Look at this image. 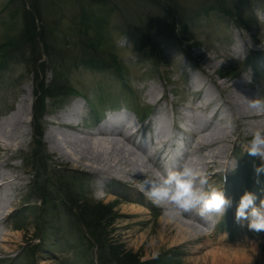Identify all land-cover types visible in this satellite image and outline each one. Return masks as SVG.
<instances>
[{"label":"rangeland","instance_id":"1","mask_svg":"<svg viewBox=\"0 0 264 264\" xmlns=\"http://www.w3.org/2000/svg\"><path fill=\"white\" fill-rule=\"evenodd\" d=\"M23 1L28 7V0ZM160 1L164 8L175 3L179 9L185 10L189 28L187 36L178 33L167 37L153 32L151 28L163 10L162 5L155 6L151 0H108L106 4L88 0H40L45 41L52 46L48 52L44 50V44L39 48L41 60L45 61V79H51L54 64L64 71L78 93L43 101L45 112L39 120L42 137L37 139L31 125L34 75L30 71L34 67L30 48L24 47L26 52L10 49L9 56H5L7 50L3 46L4 42H16L23 29L22 0H0V63H5L0 66V176L11 179L12 186L0 191L7 200L4 210L0 211L5 217L0 225V264H99V261L93 262L95 257L98 258V251L91 244L76 211L58 192L56 181L59 180L74 184L75 193L91 212V207L98 202L109 205L113 216L103 244L120 245L123 250L137 255L139 263L162 257L163 262L156 264H211V251L216 249L226 251L223 255H227L230 261L223 264H235L233 260L240 253L229 249L239 248L232 243L255 242L257 250L250 251L247 247L241 255L243 261L239 263L264 264L263 231H252L247 226L248 221L241 224L235 219L237 205L246 191L256 195L257 206L264 200V172L257 176L255 167H259L261 161L243 148L251 137V131L244 126L239 129L232 120L234 126L228 129L226 122L214 119L210 126L225 129L226 142L221 148L199 149L200 152L192 156L198 165L201 163V169L204 167L202 170L208 174L210 182L222 187L232 204L228 213L219 217L215 225L211 224L209 236H200L193 243L186 244L175 240L174 224H185L188 220L181 214L151 207L143 200L148 201L141 185L144 177L149 175L134 173L136 168L142 173L148 169L144 157L136 166L128 164L127 153L119 151L118 147L113 150V145H108L103 150L105 158L102 156L99 164L81 160L79 147L67 143L63 145L64 155L53 151L46 139L50 119L65 111L72 102L81 101L82 116L77 121H81L87 131L94 129L92 124L104 111L124 105L132 110L150 109L147 120L140 122L142 130L152 125V113L157 112V116L167 114L164 116L169 122L168 131L160 133L156 130L161 143L177 142L181 135L192 142V130L203 128L202 119L206 115L205 111L196 108L204 100H200V93L194 90L193 80L202 79L203 84L211 85L210 78L216 85L211 87L216 90L215 94L223 97L229 89L226 91L223 86H217L219 82L226 85L241 78L245 82L243 89L255 96L264 94V0H225L229 4L226 8L231 6L240 13L243 21L240 27L221 11L204 13L203 0ZM96 41L99 45L95 50L86 44ZM150 44L154 45L157 55L154 58L148 50ZM89 58H93L97 65L85 64ZM49 60L50 65L46 63ZM117 66L121 68L123 78L116 71ZM40 78L39 74L36 82ZM152 94L158 95L159 103L154 102ZM27 95L29 102L26 100L24 111L19 112L20 100ZM85 97L102 108L98 117L91 113ZM124 112L133 123L135 113L126 109ZM14 117L19 123L15 128L7 123ZM179 123L186 126L187 132L177 129ZM39 145L44 147L47 160L41 158L35 164ZM69 153L71 160L67 157ZM202 153L206 155L204 161L200 158ZM211 157L218 162L215 168L208 169L205 161ZM42 166L46 167L45 170ZM95 167H108L115 174L111 171L114 167L120 173L112 178L103 177V181L95 174ZM47 178L50 180L46 183ZM40 186L53 195L42 197L38 190ZM136 209H140V214L132 213ZM8 212L9 215L5 216ZM163 214L169 215V223L163 220ZM4 236L10 239L4 241ZM223 237L227 238L226 245L221 241ZM199 244L203 247L197 248ZM173 247L176 248L171 250Z\"/></svg>","mask_w":264,"mask_h":264},{"label":"bare ground","instance_id":"2","mask_svg":"<svg viewBox=\"0 0 264 264\" xmlns=\"http://www.w3.org/2000/svg\"><path fill=\"white\" fill-rule=\"evenodd\" d=\"M237 50H238V48L236 49V51ZM199 77H200V75H199ZM206 77H207V75H206ZM207 79H208V77H207ZM201 80L202 79H196V80H193L192 83H193V86H195L194 90H196L197 93L198 92L200 93L199 99L200 100H204V101H202L201 105H197V107H196L200 111H205L206 112V115L202 119L204 121V124H203L204 126H203V128H200V129L196 128V129L192 130L191 134L193 135V140H192L191 143L193 145V153L188 154L185 158H183V161H182L181 164H184L185 162H195V163H197L196 159L195 160L192 159V156L195 153L200 152L199 149H203V150H207L209 148L213 149L215 146L221 148L222 144H224L226 142V139H225L226 136L224 134V130L225 129L223 130L222 127H211L210 126V124L212 123V121L214 119L220 121L221 123H225L229 119L231 121L233 120V121L236 122V127H238L239 129H240L241 126H244L245 128L249 129L251 131V132L249 131L250 135L252 134L254 129H256L258 127H264V115L257 114L254 110L249 109L248 106H247L246 98H254L255 95L252 94V92L242 88L244 86L245 82L241 78H239V79H237L235 81H232V82H228V84H226V85H223L224 82H219V85H217V86H220L221 88L223 86L222 89H224V90H226V88L229 89V91L226 90L227 93L225 92L223 97L220 96V95L219 96L216 95L215 94L216 90L214 91L211 88L212 85L216 86L214 84L213 80L211 81L210 78L208 79L209 81L212 82V83H210L211 85H205V84L202 83ZM151 90H153V89H151ZM150 96H151V94H150ZM157 96H156V94H152V99L154 100L155 103L158 101V97ZM29 99H30V97L27 95L26 97L24 96V98H22L20 100L19 109H18L19 112H23L24 111L25 102L27 100V103H28ZM80 102L74 101L65 111L55 115L54 117H52L50 119L51 127L46 132V139L48 140L49 146H50V148L53 151L59 152L60 154L64 155L65 148H64L63 145L67 143L68 145H71L72 147H79V149H78L79 153L78 152L77 153L79 154V158L81 160H83V159L84 160H89L91 162L100 164L102 162L103 153L105 152L103 150L106 147H108V145H113L112 146V148H114L113 150L119 148V151L125 152V153L128 154V159H129L128 160V164H134L136 166V163H138L137 161L140 160L141 157H144V159L146 160V162L148 163L149 166H148V169L144 171V173H142V171H140V170H137V168H136L134 174H136L138 176H141V175L153 176L154 173L155 174L156 173L166 174L169 170H172V169H169L170 164L167 165V164L163 163L162 161L157 160L153 156V153L150 152L146 148V146H144L142 144L141 141L136 140L134 138V136H133L134 135V131H133L134 127H133V124L130 123L129 120L126 122L128 124L125 125L126 126L125 129L122 128L121 123H118V124L111 123L109 125V127H103L101 125H96L95 126V130L87 131L86 128H84V125L81 124V122L77 121L78 118H81V116H82V106H81ZM157 103H159V102H157ZM156 114H157V112H156ZM165 114L166 113H164V114L160 113L159 116L157 117L158 118L157 119L158 120V126H159L158 130H159L160 133H163V131H165L166 129L168 131V129H169L168 128L169 126L167 124L169 122H168L167 118H165V116H164ZM179 115H181L180 112H179ZM166 116H167V114H166ZM201 117L202 116H200V118ZM14 118H16V117H14ZM14 118H10L7 121V123L9 125H11V127H13V128H15L16 126L19 125V123L17 121V118L16 119H14ZM188 118H189V116H188ZM192 119H193V117H192ZM206 124H207V127H205ZM213 126H215V125H213ZM172 128H173V125H172ZM179 128H180V126L177 125V129H179ZM181 128H183V127H181ZM186 131H187V129H186ZM188 133H189V130H188ZM155 137L159 138V135L157 134V135H155ZM97 138H99V139H97ZM151 148L153 150H157L156 146H151ZM138 151L143 156H141L138 153ZM67 157L68 158L71 157L70 153L67 154ZM124 157H126V156H124ZM132 158L134 160H132ZM200 158L204 161L205 158H206V155L205 154L203 155V153H202V155H200ZM125 160H127V159H125ZM180 160L181 159L179 157L173 158V161L177 162L176 167H178V169L182 166L179 163ZM217 162H218V160L216 161V159H214V157L213 158L211 157L208 160L206 159V161H205V163L207 164L208 169L213 168L214 165ZM109 163H110V161H109ZM219 163H220V160H219ZM225 164H226V162H225ZM110 165L112 166V164H110ZM112 168H113V170H111V171L115 172V174L116 173H120L119 171L116 172V169H114V167H111V169ZM94 169H96L95 170V174L99 175L102 178V180H103V177H105L107 179V178H112L115 175L114 173L110 172L108 167H106V168L95 167ZM202 169H204V167ZM93 173H94V171H93ZM142 177H144V176H142ZM101 178H100V180H101ZM131 178L134 179V177H131ZM10 181H11V179L8 180V179H6V177L0 176V191L2 189H5V187H7L8 185H10L11 184ZM135 181H136V179H135ZM130 182H132V181H130ZM9 195H10V193H9ZM5 196H6L5 194H4V196L0 195V211H1V213H2V210H4V207L7 204V200H4ZM132 208H134V206ZM163 208H164V211H168L166 205H163ZM138 212H140V209H136L132 213H138ZM124 214H126V215L128 214L129 215V213H124ZM138 214H140V213H138ZM181 215L184 216L188 221L185 222V224H183L184 222L181 224V225H185L186 227L185 226L183 227L180 224H176V223L174 224L175 225V236L174 235L173 236L175 237L176 241H179V243H185V244L186 243H193L192 241L198 239L200 236L207 237V236H209V234H211L210 230H209L210 226H211V223L207 219L202 217L198 213V211H195L193 209L191 212L183 213ZM162 217L164 218V219L163 218L162 219L166 221V224L169 223L170 220H168V217H169L168 214H163ZM177 217H178V215H177ZM174 221H176V220H174ZM0 225H1V218H0ZM186 229L191 233V235H188L190 233L187 234V230ZM261 238H264V231L261 234ZM2 239L4 241H6V240L10 239V237H5L4 236ZM14 241H16V240H14ZM221 241L223 243H225L227 241V238L223 237V238H221ZM254 243L253 242H250V244L249 243L243 244V242H242V244L241 243H232L233 246L239 247V248H229V249H231L233 252H236L238 254L240 253L239 257L234 258L235 260H233V262H235V264L236 263L240 264L239 262L243 261V258L241 257V255L244 254L243 251H245L247 249V247L250 249V251L257 250L256 245ZM204 244H207V243L204 242ZM227 244H229V243H227ZM225 245H226V243H225ZM200 247H203V244H199L197 246V248H200ZM240 247H242V248L240 249ZM223 253H226V251L222 250L221 252H219V251H216V249L212 250L211 254H212L213 257L211 258L210 263L211 264H223L226 261H230L229 258L226 257L227 255L225 256V255H223ZM205 262H207V261H204V263ZM198 264H199V262H198ZM207 264H209V263L207 262Z\"/></svg>","mask_w":264,"mask_h":264},{"label":"trees","instance_id":"3","mask_svg":"<svg viewBox=\"0 0 264 264\" xmlns=\"http://www.w3.org/2000/svg\"><path fill=\"white\" fill-rule=\"evenodd\" d=\"M88 1L93 3L106 4L108 0ZM151 1L156 4L155 6L162 5V10L164 13H161L159 15L157 20L158 22L156 23V25H154V28H151L153 32L162 35L165 34L167 37H171V35L176 36L178 33L181 36L188 35V19L185 20V15L187 14L185 13V10H183L182 8L179 9L175 3L174 5L169 7L165 6V9L164 4L160 0ZM203 1L205 3V7L203 8L204 13H208L211 10L219 12L221 11L225 13V15H227L229 19L234 22V24H236L237 26H242L243 21L241 20L242 17L240 16V13L237 11V9L231 6L226 8L225 6L229 4L226 3L225 0ZM195 13H193V15H195ZM22 16L23 29L17 41L14 43L9 41L4 42L3 46L7 50L5 56H9L8 50L10 51V49L15 51L23 50L24 52L27 47L30 48L29 53L32 55L34 67L30 71L32 75H34V101L32 103V125L34 129L33 135L34 138L40 139L42 137V129H40L41 126H39V120L45 112V105H43V101L46 98L60 99L66 96L67 94L78 93V91H76L74 85L68 81V78L64 71L59 70L54 64L51 79H45V75L43 74V66H45V61L41 60V53L39 52V48L41 47V44H44V50L46 49L45 51L48 52L49 47L51 48L52 46L48 45V43H46L45 41L46 34L42 23L40 0H28V7L25 4V1L22 0ZM148 26L150 28L151 23ZM97 41L86 44L89 45L90 48H93L95 50L97 48V45H99ZM148 50L150 51L153 58L154 56H157L154 49V45L152 46L150 44ZM3 52L5 53L4 50ZM50 57L51 56H49L48 58ZM155 58L157 59V57ZM84 62L89 66L97 65L93 58H89ZM46 63H49V65L52 64L50 63V60L46 61ZM4 64L5 63H0V66H3ZM39 71L42 73H40ZM116 71L119 74L122 73L121 68L119 66L116 67ZM39 74L41 78L38 82H36V79L37 77H39ZM89 105L93 112L99 111V109L95 105L91 103H89ZM39 148V154L41 155L39 156L38 154L37 161L35 164H37L39 162V159L41 158H45V160H47V157L44 156V147L42 145H39ZM42 168L45 170L46 167L42 166ZM49 180L50 178H47L46 183ZM56 183L58 184V192L63 195L64 202L68 203L70 207L76 211V216L83 224L85 231L89 234L88 236L90 237V242L92 241L91 244L96 247L98 251L99 264H156L159 262H163V258L156 257L155 259L147 261L145 260L143 261V263H139V258L137 255L133 254L130 251L123 250L120 245H104L103 240L107 237V234L109 232V226L111 224L110 221L113 216L110 211L109 205L107 203L98 202L97 204L91 207L93 208V211L91 212L85 206L84 201L80 199L79 196L75 193L76 189H74V187L76 186H74V184L66 183V181L61 180L56 181ZM44 186H40L38 190L42 197L50 198L53 193L51 194L50 191H48L47 188H45ZM43 199L44 198H42L41 201Z\"/></svg>","mask_w":264,"mask_h":264},{"label":"clouds","instance_id":"4","mask_svg":"<svg viewBox=\"0 0 264 264\" xmlns=\"http://www.w3.org/2000/svg\"><path fill=\"white\" fill-rule=\"evenodd\" d=\"M246 100L249 109L264 115V94ZM233 126L229 119L226 127L231 129ZM243 148L250 156L261 161L260 166L255 167L257 176L264 172V127L254 129ZM141 187L149 199L158 206L166 205L173 214L189 213L199 208L202 217L208 214L222 217L232 204L222 187L211 183L208 174L195 162H185L179 169L169 170L166 174L145 176ZM256 199L254 193L246 191L237 205L235 219L241 224L248 221V228L259 233L264 231V200L257 206Z\"/></svg>","mask_w":264,"mask_h":264}]
</instances>
